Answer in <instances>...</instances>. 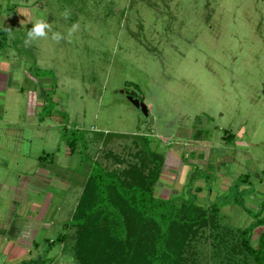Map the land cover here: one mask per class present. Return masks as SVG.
I'll use <instances>...</instances> for the list:
<instances>
[{
    "label": "rangeland",
    "instance_id": "rangeland-1",
    "mask_svg": "<svg viewBox=\"0 0 264 264\" xmlns=\"http://www.w3.org/2000/svg\"><path fill=\"white\" fill-rule=\"evenodd\" d=\"M37 20L51 30L25 46ZM0 27V208L8 215L16 188L21 205L42 202L45 211L33 222L22 215L36 231L19 236L25 259L74 264L71 237L64 247L49 240L71 234L95 160L109 147L124 154L134 134L165 154L156 195L226 203L220 224L232 230L254 220L248 210L264 200V0H0ZM54 32L65 39L54 41ZM81 132L71 154L68 141ZM246 174L249 182L239 178ZM203 244L201 264H231Z\"/></svg>",
    "mask_w": 264,
    "mask_h": 264
},
{
    "label": "trees",
    "instance_id": "trees-1",
    "mask_svg": "<svg viewBox=\"0 0 264 264\" xmlns=\"http://www.w3.org/2000/svg\"><path fill=\"white\" fill-rule=\"evenodd\" d=\"M6 45L0 27V51ZM202 133L196 129L193 137L199 139ZM226 134L224 139L232 141L233 133ZM134 136L131 145L124 144V154L109 147L103 151V161L95 160L66 226L72 227L71 234L61 232L49 245L58 242L64 247L71 237L74 264H201L204 249L199 245L208 242L209 257L225 256L231 264L238 260L264 264V200L256 211L248 210L254 218L250 225L232 230L220 224L226 203L203 206L196 202V192L179 199L174 194L158 196L154 190L166 164L165 154L146 134ZM79 139L83 140L82 132L68 141L71 154ZM198 177L193 174L192 180ZM239 178L247 182L249 177ZM258 227L254 244L251 236ZM42 261L40 256L39 261L29 258L18 264Z\"/></svg>",
    "mask_w": 264,
    "mask_h": 264
},
{
    "label": "crops",
    "instance_id": "crops-1",
    "mask_svg": "<svg viewBox=\"0 0 264 264\" xmlns=\"http://www.w3.org/2000/svg\"><path fill=\"white\" fill-rule=\"evenodd\" d=\"M21 187L25 188L26 186L24 183H22ZM37 188L38 187H35V186L34 187L29 186V191L34 193V191L40 190ZM11 189L12 190H10L9 192L10 194L8 196V199H9L8 202L10 206L6 203V207L9 211L7 213L8 215H4L2 212V209L0 208V256L1 255L5 256V259L7 258L8 261L10 260L18 261L19 260L20 262L23 259L27 258L29 255L28 256L26 255L28 250L25 248V246L27 245H24L23 242L19 240V236L21 238L24 236L22 235V233L24 234L25 229L29 231L28 233H25V234H28L30 238L31 237L34 238V235H35L34 233L36 232L33 229H29L30 227L35 229L33 224H24V219L22 215L24 216L26 215L27 218H29L28 220L30 221L32 220L33 222L34 220H37L36 218H38L35 215V213L38 215V213L40 212L39 216L41 217L45 211L41 209L42 208L41 206L42 205L44 206V204L42 202L32 203L31 201H29L30 198H28V194L25 195V199L28 198L29 202H27V204L25 203L21 205L20 200H21L22 195L25 194V192L18 193L16 191V188H11ZM1 191L2 190H0V194H1ZM0 202L2 203L1 199H0ZM20 205L26 206L27 210L25 211L26 208H24L23 206V210L20 211L19 210ZM31 211L33 214L31 213ZM6 212L7 210L4 211V213ZM9 222L11 224H9ZM12 222H15V224H12ZM16 264H18V262H16Z\"/></svg>",
    "mask_w": 264,
    "mask_h": 264
},
{
    "label": "clouds",
    "instance_id": "clouds-1",
    "mask_svg": "<svg viewBox=\"0 0 264 264\" xmlns=\"http://www.w3.org/2000/svg\"><path fill=\"white\" fill-rule=\"evenodd\" d=\"M65 18H67L70 15V12L66 10L62 14ZM79 28V24H73L72 27L68 31V37H71L73 33H75ZM8 29H6L7 31ZM51 30V24L44 20H37L32 28L27 32V38L25 39L24 43L25 46H30L31 43L34 40H37L38 38H47L48 31ZM52 39L56 42H59L62 39H65V37L59 33V32H54L52 34Z\"/></svg>",
    "mask_w": 264,
    "mask_h": 264
},
{
    "label": "water",
    "instance_id": "water-1",
    "mask_svg": "<svg viewBox=\"0 0 264 264\" xmlns=\"http://www.w3.org/2000/svg\"><path fill=\"white\" fill-rule=\"evenodd\" d=\"M134 103L136 104V106L141 107L143 112L145 114H147V108H146L145 103L143 101L136 99V100H134ZM39 259H40V256H38L37 261H39Z\"/></svg>",
    "mask_w": 264,
    "mask_h": 264
}]
</instances>
